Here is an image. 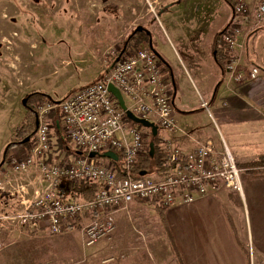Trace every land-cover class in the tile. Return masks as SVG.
<instances>
[{
	"label": "built area",
	"instance_id": "2783aa9c",
	"mask_svg": "<svg viewBox=\"0 0 264 264\" xmlns=\"http://www.w3.org/2000/svg\"><path fill=\"white\" fill-rule=\"evenodd\" d=\"M236 1V17L224 38L225 48L231 54L226 61L229 71L239 66L236 50L242 33L240 18L264 22V0H253L251 8L248 0ZM152 10L159 15L155 8ZM108 53L112 58L103 63L100 79L73 89L64 99L47 95L36 103V128L29 148L21 155L10 151L0 166V191L12 195L17 192L23 207L16 213L1 215L0 219L12 221L11 225L19 228L45 226L46 232L55 235L68 231L71 222L87 217L82 232L86 242L93 244L116 230V214L128 211L133 202L167 208L178 201H193L222 185L242 193L245 168L239 166L224 139L220 146L211 138L196 140L195 148L185 151L170 137L158 135L164 151L161 169H153V176H147L151 171L141 174L136 166L146 153L152 132L129 119L126 110L154 122L159 132L182 131L191 136L177 124L172 76L150 43L113 48ZM259 71L258 66H253L251 77H257ZM110 84L120 90L126 110L110 91ZM201 103L210 110L205 99ZM55 113L61 120V136L82 154L76 152L67 160L52 158L57 144ZM106 151L115 152L119 159L90 156L92 152ZM28 173L33 174L29 183L32 198L26 196L27 189L15 187L19 175ZM82 179L101 183L93 199L68 201L60 197L61 183Z\"/></svg>",
	"mask_w": 264,
	"mask_h": 264
},
{
	"label": "rangeland",
	"instance_id": "374dc122",
	"mask_svg": "<svg viewBox=\"0 0 264 264\" xmlns=\"http://www.w3.org/2000/svg\"><path fill=\"white\" fill-rule=\"evenodd\" d=\"M252 1L248 0L250 8ZM168 4L172 5L159 14ZM228 14L230 10L224 0H0V164L25 114L26 95L34 91L62 98L69 89L98 80L102 62L112 58L108 52L119 49L139 25L151 31L154 47L174 72L177 123L208 127L213 137L221 138L223 134L239 165L258 164L257 159L264 154V131L256 132L253 126H260L254 122L260 120L232 119L218 109V100L213 103L223 73L211 56V43ZM249 20L245 16L240 18V35L246 33L247 41L238 42L236 56L242 53L240 47L250 60L264 66V22ZM261 25L263 28L256 38L253 34L258 30L254 33L252 30ZM195 62L198 69L194 67ZM253 66L248 61L244 67L248 74L244 76L240 72L242 80L231 82L224 91H228V96L234 90L242 96L256 91L253 109L261 115L264 114V70L261 73L258 67L257 77L252 78ZM201 95L210 110L202 105ZM231 103L239 104L237 99L228 97L220 107L230 111ZM159 136L169 138V132L160 129ZM55 146L56 154L51 155L54 159L67 160L75 155L73 144L72 151ZM26 149L21 143L11 145V150L20 155ZM147 176H153L152 171ZM18 179L29 184L33 174H21ZM234 192L238 198V191ZM19 202L17 192L12 195L9 191H0V216L16 213L23 207ZM233 202L240 203L238 199ZM7 222L0 219V246L24 234L22 228L11 225L14 222Z\"/></svg>",
	"mask_w": 264,
	"mask_h": 264
},
{
	"label": "crops",
	"instance_id": "0c3cea01",
	"mask_svg": "<svg viewBox=\"0 0 264 264\" xmlns=\"http://www.w3.org/2000/svg\"><path fill=\"white\" fill-rule=\"evenodd\" d=\"M228 16L221 28L231 20V13ZM262 28L263 25L252 30L253 33L258 30V33L253 34L256 38ZM240 41L242 44L247 41L246 33L240 36ZM239 49L242 53L239 56L237 69L229 71L226 67L221 68L217 65L223 73V78L218 84L213 103L216 104L218 100L222 107L225 104V98L237 99L239 104L231 103L230 111L223 110L224 108L220 105L217 107L221 113L232 119L243 121L246 117L247 120L253 117L260 120L254 121L260 126H253V130L263 132L264 114H257L259 112H255L252 104L256 91L243 96L235 90L228 96V91H224L231 82L240 81L236 77L240 72H243L244 76L248 74V70L244 69L248 61L260 67L261 73L264 70L263 65L250 60L251 57L248 54L245 56L243 49L240 47ZM156 51L159 54L157 49ZM105 61L102 62V69ZM166 64L175 87L173 98L175 105L177 100L175 75L171 66ZM195 65V69H198L196 62ZM187 71L192 79L191 71L188 68ZM73 89L75 87L69 89L62 98L52 97L56 100L64 99ZM202 98L204 99L203 95L200 96L201 102ZM183 110L189 111V109ZM53 117V122L55 120V123L59 122L58 126H61L59 115L55 113ZM177 124L191 137L182 131L170 132L169 137L176 146L185 151L193 150L196 140L204 141L211 138L219 146L222 144V139L226 141L221 131L222 136L218 138L209 135L208 127L184 122ZM15 187L27 189L29 192L26 196L33 197V190L28 183L19 181ZM19 198V205H21V197ZM235 199H238L240 203H234ZM165 215L184 264H264V173L251 174L245 169L243 191L239 193L238 198H235L234 190L225 186L219 187L209 194L197 196L193 201L174 203L165 209ZM116 219L118 222L116 230L95 242V246H91L94 243L86 242L82 232V226L87 221V217L79 221L78 227L55 235L45 230L39 234L30 235L28 231L34 228L22 227L23 235L0 246V264H38L54 256L67 264L72 260L75 261L73 264H181L173 252L170 239L166 234V227L154 206L133 202L129 212H118ZM244 245L249 251H246Z\"/></svg>",
	"mask_w": 264,
	"mask_h": 264
},
{
	"label": "trees",
	"instance_id": "16d2710c",
	"mask_svg": "<svg viewBox=\"0 0 264 264\" xmlns=\"http://www.w3.org/2000/svg\"><path fill=\"white\" fill-rule=\"evenodd\" d=\"M226 4L228 5V8L231 13V23L236 17V5L237 1L236 0H224ZM172 4H168V7H170ZM167 6V5H166ZM166 11V8L160 9L159 14ZM229 32L228 27L223 28L219 30L213 41L216 43L214 44L215 48L219 43L222 44V50H223V56L221 59H217L216 63L221 67L225 68L226 67V61L230 58L231 54L227 52L225 48V42L224 38L225 35ZM151 39L150 34H148L145 30H136L133 29L128 36L123 40L122 48H130V47H136L142 43H149ZM220 39V40H219ZM219 40V41H218ZM100 79V78H99ZM48 94L43 93V92H29L26 95L27 101H26V111L23 116V119L20 123V125L14 130L12 140L10 142V145L7 148V151L5 152V157L8 155V153L11 150V145L12 144H17L21 143L26 145L27 149L29 148V145L32 141V137L34 135V131L36 128V103L46 97ZM34 98L35 101L31 102L30 99ZM54 119V117H53ZM59 123V122H58ZM57 122L55 123L54 120V130L56 131V136H57V147L61 148L62 150H67V151H72L71 146L64 140V138L61 136L62 135V130L61 127L58 126ZM142 126V125H141ZM154 142L155 144V152L152 155L150 151V143ZM26 149V150H27ZM76 153V150H75ZM5 157L3 159H5ZM163 157H164V151L162 150V147L160 146V138L159 136H151L150 139L148 140L146 144V153H144L140 158L139 162L137 164V169L140 172H150L153 171V169L157 168L161 169L162 162H163ZM258 164L253 165V164H248V165H239L240 167H245L246 171L251 173V174H259V173H264V154H261L260 157L257 159ZM101 187V183L98 180H66L58 188V194L60 197H62L64 200H74V201H84V200H90L93 199L97 192L99 191ZM154 209L156 210L157 214L160 217V220L166 227V234L168 235V238L170 239L171 246L173 249V252L176 254V257L178 261L181 264L183 263L182 256L178 250V247L174 241L173 235L170 231L166 215H165V209L164 207L159 206L158 204H153ZM79 221L77 222H71L68 225V229H73L79 226ZM45 226L44 227H38L35 229H32L31 231H28V234L30 235H36L41 232H44ZM244 248L246 251H249L248 248L244 245ZM75 261L72 260L68 264H73ZM38 264H67V262L62 261V259L54 256L50 257Z\"/></svg>",
	"mask_w": 264,
	"mask_h": 264
},
{
	"label": "water",
	"instance_id": "95a60500",
	"mask_svg": "<svg viewBox=\"0 0 264 264\" xmlns=\"http://www.w3.org/2000/svg\"><path fill=\"white\" fill-rule=\"evenodd\" d=\"M136 30H145L151 36V31L149 29H147L146 27L142 26V25L137 26L136 27ZM149 43L152 46V48L155 49L154 48V45H153V42H152V37H151ZM155 51H156V49H155ZM109 89L115 95V97L117 98L120 106L123 109L126 110V104H125L124 98H123L120 90L117 87H115L113 84H110L109 85ZM26 101H27V98L25 97L23 99L24 105H26ZM126 114H127V116H128L129 119L135 121L136 123L141 124L142 126H145V127L150 128L153 136H157L158 135L159 129H158V126L154 122L136 116L131 110H126ZM150 151H151V154L153 155L154 152H155V144H154V142H151L150 143ZM76 152L78 154H82L83 153V151H76ZM96 155H100V156H103V157L111 158V159H114V160H118L119 159L118 154H116L113 151H106V152L101 153V154L100 153H96V152L90 153V156L91 157H95ZM3 163H4V160L1 162V165ZM146 173H147V171H144V172L142 171L141 172L142 175H145Z\"/></svg>",
	"mask_w": 264,
	"mask_h": 264
},
{
	"label": "flooded vegetation",
	"instance_id": "af4514ba",
	"mask_svg": "<svg viewBox=\"0 0 264 264\" xmlns=\"http://www.w3.org/2000/svg\"><path fill=\"white\" fill-rule=\"evenodd\" d=\"M165 8H166V10H168L169 9V7H168V5L167 6H165ZM226 27H228V29L231 27V21H228L224 26H223V28H226ZM223 28H221V29H223ZM220 29V30H221ZM219 31V30H218ZM217 31V32H218ZM216 32V33H217ZM216 33L214 34V36H213V39H214V37H215V35H216ZM213 39H212V43H211V53H212V58H213V60L215 61V62H217L216 60L217 59H221L222 58V56H223V50H222V44L221 43H219L218 45H217V47L215 48V46H214V44H216L214 41H213ZM220 40V39H219ZM218 40V41H219ZM214 43V44H213ZM217 64V63H216ZM218 65V64H217ZM219 66V65H218ZM5 160V159H4Z\"/></svg>",
	"mask_w": 264,
	"mask_h": 264
}]
</instances>
